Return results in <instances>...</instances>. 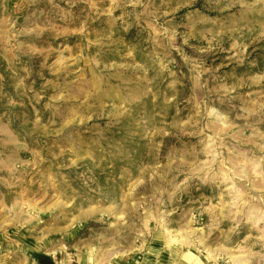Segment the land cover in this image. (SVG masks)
I'll return each mask as SVG.
<instances>
[{
	"label": "rangeland",
	"instance_id": "1",
	"mask_svg": "<svg viewBox=\"0 0 264 264\" xmlns=\"http://www.w3.org/2000/svg\"><path fill=\"white\" fill-rule=\"evenodd\" d=\"M0 264H264V0H0Z\"/></svg>",
	"mask_w": 264,
	"mask_h": 264
}]
</instances>
